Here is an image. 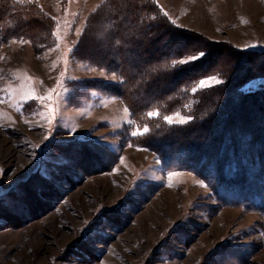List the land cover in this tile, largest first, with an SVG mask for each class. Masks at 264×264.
Wrapping results in <instances>:
<instances>
[{
    "label": "rangeland",
    "instance_id": "rangeland-1",
    "mask_svg": "<svg viewBox=\"0 0 264 264\" xmlns=\"http://www.w3.org/2000/svg\"><path fill=\"white\" fill-rule=\"evenodd\" d=\"M26 1L0 0V10L8 2L0 11V264H264V206L222 203L206 178L166 168L136 143L158 126L184 125L165 115L188 116L187 124L216 114L218 96L233 91L214 83L225 66L248 72L226 50L264 51V0H30L51 21L38 26ZM132 5L214 46L211 58L199 51L181 61L215 63L137 117L113 94L121 79L103 66L115 57L111 14ZM204 79L212 86L200 88ZM237 91H264V75ZM201 93L209 109L197 103Z\"/></svg>",
    "mask_w": 264,
    "mask_h": 264
},
{
    "label": "trees",
    "instance_id": "trees-1",
    "mask_svg": "<svg viewBox=\"0 0 264 264\" xmlns=\"http://www.w3.org/2000/svg\"><path fill=\"white\" fill-rule=\"evenodd\" d=\"M5 4L0 11L7 9L8 2ZM25 4L31 12L26 18L34 25L50 21L32 1ZM135 12L132 5L111 14L109 21L117 39L115 57L102 64L121 79L113 94L123 100L132 117L175 97L181 87L205 77L215 65H209L214 46L207 48L206 39L203 42L196 36L194 42L195 35L175 28L162 14ZM8 31L5 37L9 36ZM199 51L208 53L209 58L205 55L194 63L181 62ZM226 54L233 64L243 61L241 64L248 72L239 66L244 74L238 77L239 70L231 71L228 64L227 69L221 70L225 74L222 86L233 91L232 95L227 92V96L225 93L218 96L213 117L200 121L195 117L178 126H158L136 143L155 152L164 167L188 170L206 178L222 203L261 207L264 206V91L241 95L237 89L247 79L264 75V51L240 53L231 49ZM217 87L207 94L220 93ZM202 93L195 96L205 110L210 103L203 102ZM140 96L147 100L141 101ZM175 104V99L170 100L166 110L170 112ZM238 108L244 112L237 114Z\"/></svg>",
    "mask_w": 264,
    "mask_h": 264
},
{
    "label": "snow or ice",
    "instance_id": "snow-or-ice-1",
    "mask_svg": "<svg viewBox=\"0 0 264 264\" xmlns=\"http://www.w3.org/2000/svg\"><path fill=\"white\" fill-rule=\"evenodd\" d=\"M181 62L186 63V62H188V61H187V60H183V61H181ZM222 82H223V81L218 80V79L214 81L215 84H220V83H222ZM210 86H212V85L209 83L208 80H205V79H204V80H202V81H199V87H200V88H205V87H210ZM195 91H197L196 88L193 89V92H195ZM22 95H23V97L33 96V91H32L31 89H29V90H27V91H24V92L22 93ZM25 100H28V99H25ZM147 115H148L149 117H153V116L158 115V113L153 112V111H150V112H148ZM163 119H164V121H166L169 125H172V124H174V123L185 124V123L188 121V116H181L179 113H176V114H175V118H174L173 115H165V116L163 117ZM147 131H148V128H144V129H143V132H144V133H146ZM138 134L142 135L143 133L138 132ZM138 134H137V135H138Z\"/></svg>",
    "mask_w": 264,
    "mask_h": 264
}]
</instances>
